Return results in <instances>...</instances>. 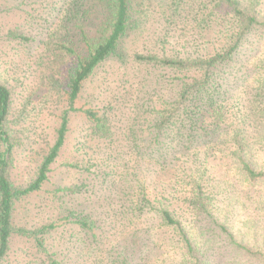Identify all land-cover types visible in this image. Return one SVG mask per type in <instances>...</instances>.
<instances>
[{"label":"trees","instance_id":"trees-1","mask_svg":"<svg viewBox=\"0 0 264 264\" xmlns=\"http://www.w3.org/2000/svg\"><path fill=\"white\" fill-rule=\"evenodd\" d=\"M102 1L107 14L96 33L90 35L81 27L84 53L61 36L43 42L45 52L62 53L69 60L47 72L42 86L33 87L30 96L45 98V107L49 97L58 94L68 107L59 114L54 142L44 153L37 151L41 158L29 177L27 168L36 160H31L28 152L35 150L36 144L27 141L30 137L23 130L28 115L22 114L26 105L21 110L14 107L13 83H23V76L37 71L33 69L32 55L27 53L29 38L9 31V38L18 40L20 47L13 55L2 53L6 58L0 57V264H65V255L74 249L79 251L74 264H132L127 256L118 259L113 252L123 243V249L129 244L137 251L144 250V259L153 255L155 261L162 259L167 264H201L196 255L199 240L191 231L192 223L170 207L169 202L179 194L165 195L166 188L159 192L151 179L139 176L158 172L166 161L172 162L168 170L175 176L174 160L188 164L183 170L192 199L190 205L200 211H208L207 199L221 209L225 198L234 196L235 204L226 215L231 222L238 209L249 206V200L264 201V13L241 0ZM146 5L159 7L171 24H187L208 37L211 49L204 54L183 56L135 52L131 74L123 73L121 69L125 70L128 60L125 37L133 29L139 33ZM88 11L77 1H67L55 22L56 31L68 30L75 19L80 21L79 15ZM70 38L66 35V39ZM117 60L121 85L128 75L132 78L123 94L137 103L125 110H144L145 115L146 110H151L145 117L150 125L141 130L132 126L124 130L127 128L118 124L123 120L115 119L112 99L99 104L93 101L85 109L75 107L87 81L102 66ZM115 96L112 90L109 97ZM79 112L84 115L88 132L82 142L84 148L80 146L85 156L72 163L74 169L81 170L85 165L84 170L89 173L94 165L91 157L87 160L89 154L102 160L106 152L111 155L115 149H122L120 152L136 167H128L131 171L127 182L114 177L108 188L112 195L117 191L113 195L116 197L94 209L89 202L84 204L85 200L75 202L68 197L81 188L61 184L54 190L48 187L53 164L71 131L72 115ZM86 146L92 149L91 153ZM24 161L26 172H21ZM140 164L145 166L139 168ZM89 183L83 180L81 187ZM167 184L168 181L164 187H170ZM99 185L106 189L105 180ZM212 185L221 188L215 196L206 194ZM255 188H261L256 190V198L251 193ZM240 197L244 198L238 200ZM256 207L260 216L264 214V203ZM215 222L237 250L252 256L262 254L264 261V254L238 241L229 225ZM68 223L73 224L71 239H66ZM123 233L125 238L117 243Z\"/></svg>","mask_w":264,"mask_h":264},{"label":"rangeland","instance_id":"rangeland-1","mask_svg":"<svg viewBox=\"0 0 264 264\" xmlns=\"http://www.w3.org/2000/svg\"><path fill=\"white\" fill-rule=\"evenodd\" d=\"M67 1L69 0H0V57L6 58L5 55H1L2 53L13 55L16 53L17 48L20 47L18 40L9 38V31L15 30L17 33L23 34L29 38L27 42V53L32 55L33 69L37 71V73L33 72L30 75L29 72L27 75L23 76V83H20V81L13 83L16 93L14 107L16 110H21L23 104L26 105L27 110H24L22 114L28 112L26 117L27 124L23 123V130H25L30 137L27 141L29 143L35 141L36 144L35 150L28 152V154L32 156L31 160L34 159L36 162L32 167L27 168L26 177L33 175L35 172V167L41 158L39 153H44L47 147L54 142L56 128L60 122L59 114L63 109L68 107L64 97L58 94L50 96L49 100H47L48 105L45 107V98L38 95L30 96L33 87L42 86V80H45L47 72L54 70L59 65L66 64L69 60L68 57L63 56L65 54L45 52L46 50L43 49V42L52 37L56 39L61 36L65 40H71L75 48L80 53H84L86 48H84L82 40L81 27L84 28L88 34L94 35L100 23L104 20L105 14H107L106 4L102 0H70L71 3L77 1V5L79 4L82 8H88L89 13L86 15H83V13L79 15L77 19H80V21L77 22L75 19V21L70 24L68 30L62 32L59 29L56 31L55 22L62 15ZM241 1L248 5L254 4L255 7L257 6L260 13H264V0ZM144 8L146 9H144L145 13L142 14L143 24L139 26V29L137 28L139 33H136L133 29L125 37L124 47L126 51L124 53L128 60L125 64L126 67H123L126 71L121 69L123 73L127 72L131 74L132 68L135 66L133 62V55L135 52L153 51L183 56L189 54H204L211 49L207 41L208 37L196 32L195 29L188 27L187 24L178 23L177 21L171 24L169 16L167 15L169 20H167L166 17L164 18L163 15H166V13L162 12L157 6L151 8L149 5H146ZM66 35L71 36V38L66 39ZM212 48L216 49L217 47ZM118 68V60L115 64L111 63L107 66H102L97 74L91 77L85 84L84 92L80 100L76 102L75 107L77 109H85L92 106L94 104L93 101L99 104L103 103L105 99H112L111 110H116L115 119L119 120L120 118V120H123L122 122L119 121L118 124L122 125V128H127L124 130H128L131 126L137 130L148 127L150 123L146 122L145 117L151 113V110H146L147 115L144 114V110H125L126 106H136L137 103L136 99H130V96L123 94V90H126V87H130L129 84H132V78L128 75V77H126L128 80H123L124 84L121 85L120 79L122 78V72L119 73L116 70ZM11 74H13V72H11ZM35 75H38L39 79L35 80ZM143 79L144 78H142L141 83H144ZM100 85L103 86L101 92ZM112 90H115L116 96L114 98L109 97ZM57 99H59V101ZM123 101L125 102L122 104ZM119 105H121L120 108ZM22 122H24L23 118ZM87 129L88 127L83 113H73L71 131L68 134L67 142L60 156L53 164L48 187L50 190H54L61 184L63 187H75L77 190L81 188L79 192L75 194H68V197L71 196L75 199V202L85 200L83 203L89 202L94 209V207L100 204H106L114 197L113 195L117 194V191H113L114 194L112 195V191L108 188L112 186L113 178H121V180L127 182L130 178L129 174L131 171L128 167L132 165L135 167V165L130 161L128 156L120 152L122 149H115L110 151L111 155L106 152L102 160L95 155L89 154L87 160L91 157L94 163V165H92L93 167L90 166L92 168L89 173L85 172V165L82 166L81 170L74 169L71 166L73 165L72 163L75 162L76 159L79 161L85 156L82 154L83 151L80 150V146L84 148L82 142L84 143V135L88 132ZM252 139L254 141V138ZM89 149L87 150L91 153L92 149ZM37 151L40 152L37 153ZM22 163L23 166L20 170L21 172H26L25 161ZM170 163L172 162H164L163 165H160L162 168L159 169L158 172L149 174L140 173L139 176H145L148 180L151 179L153 181L152 186H155V188H157L156 190L159 192H163L165 188L171 191V193L168 191L164 192L165 195L174 194V192L179 195L181 194V196L174 195L173 202H169L170 207L177 209L176 214L183 220H190L192 223L193 228L191 227V231L196 233V237H198L199 240L197 242L196 255L198 259H200V263L264 264L260 256L262 255L260 253L264 254V214L260 216L256 207L259 203L263 204L264 201H256V203H254V200H249V206H244L242 209H238L237 205H239V203L236 204L235 211L237 209L240 211L233 217L231 222H228V217L226 215L230 214L232 206L235 204L234 196L226 197L225 204L221 209L219 207L216 208L214 203L211 204L212 201L207 199L205 207L208 211L205 209H201L202 211H200L198 208L190 205L192 199H190L187 192V186L185 185L187 181L186 171L183 170V167L188 166V164H186L184 160H174L173 166L176 177L173 172L168 170ZM81 164H83V162ZM143 165L145 166V164ZM143 165L140 164L139 168H142ZM28 171H30V173H28ZM168 174L172 177H168ZM210 177H208V180L211 179ZM83 180L90 183L81 187ZM103 180L106 182V189H103L102 186L99 185ZM167 181L169 182L167 185H170V187H164ZM176 181L179 183H176ZM77 184L80 185L78 186ZM257 189L255 188L251 192L255 198ZM215 191H221V188L218 186L214 188L212 185V187L207 189L206 194L215 196ZM86 195L89 196L87 200ZM243 198L244 197H240L238 200H242ZM218 205L219 203H217V206ZM258 215L260 216L259 220ZM215 220L229 225L230 230L234 233L238 241L247 245L260 255L252 256L245 251L237 250L232 244L228 234L221 230ZM68 224L70 227L66 239H71L74 238L71 228L73 224ZM123 237L124 233L118 238L117 243H121ZM112 240L114 239L112 238ZM123 246L124 243L113 249L118 259H125L127 256L128 262L132 264H167L162 259L155 261L156 258L153 255L148 256L151 259H148V257L146 259L142 258L141 256L144 257L145 255L144 250L143 252L137 251L129 244L125 249H123ZM258 249L262 251H258ZM78 254V249H74L68 253V255H65V264H74L77 260L76 255ZM162 258L164 259L165 257L162 256Z\"/></svg>","mask_w":264,"mask_h":264}]
</instances>
